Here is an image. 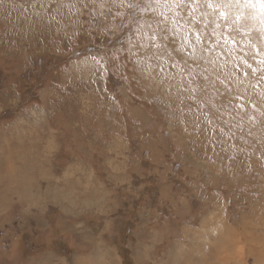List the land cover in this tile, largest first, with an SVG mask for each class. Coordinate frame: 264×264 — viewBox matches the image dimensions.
I'll use <instances>...</instances> for the list:
<instances>
[{
	"label": "rangeland",
	"instance_id": "374dc122",
	"mask_svg": "<svg viewBox=\"0 0 264 264\" xmlns=\"http://www.w3.org/2000/svg\"><path fill=\"white\" fill-rule=\"evenodd\" d=\"M26 133L0 264H211L226 229L264 264V0H0V148Z\"/></svg>",
	"mask_w": 264,
	"mask_h": 264
},
{
	"label": "bare ground",
	"instance_id": "6f19581e",
	"mask_svg": "<svg viewBox=\"0 0 264 264\" xmlns=\"http://www.w3.org/2000/svg\"><path fill=\"white\" fill-rule=\"evenodd\" d=\"M41 121V120H40ZM45 122V121H44ZM18 127V126H17ZM24 127V126H23ZM25 129V128H24ZM34 131V130H33ZM23 133V132H22ZM40 133V132H39ZM10 134V133H9ZM25 135H27V136H29V138L28 137H26L25 136V138H23V139H19V138H17V140H15L13 143H8L7 142V140L5 141V146H4V149L3 148H0V175H2V174H5V175H8V176H12V178L11 179H13V178H16L15 180H17V179H21L22 180V182H19L20 183V185L22 186V187H20L19 188V186H18V189H24V188H26V189H33V184H31V182H29V184H26V183H24L23 182V179H24V177L25 178H28L29 179V181H31V177L35 174V176L38 174L37 173V171H35V169L37 170L38 169V171H42L43 172V174L45 173V171H44V167H42V166H40V167H42L41 169H40V167H38L37 168V165L39 166V160H40V158H42L43 157V155H42V157H40L39 158V160L38 161H35V160H33V159H30L31 157H34V156H31L30 154H29V151H33L34 150V147L33 148H31V146H33V145H31V144H25V142H26V140H29V139H31L30 138V135L28 134V133H26ZM7 137V136H6ZM13 138H14V136H13ZM34 141H35V139H33ZM30 142H32V140H30ZM36 142V141H35ZM19 145V146H18ZM24 146H25V149H24ZM40 149H42V150H44V151H48L49 150V148L48 147H43V148H40ZM25 150H28V152H24ZM41 151V150H40ZM24 152V153H23ZM31 153V152H30ZM33 154V153H32ZM28 159V160H30L29 162H27V165H26V162H25V160L24 161H22L25 157ZM44 157H46V155H44ZM25 158V159H26ZM38 159V158H37ZM36 159V160H37ZM20 161H22V162H20ZM20 162V164H18L17 165V163H19ZM34 162V163H33ZM2 163H3V166H2ZM29 163V164H28ZM23 164L25 165V166H23ZM6 166V170H4V167ZM18 166V167H17ZM34 167V168H33ZM45 169H46V167H45ZM9 179V178H8ZM34 179V178H33ZM5 181H7V180H5ZM12 181H14V180H10L9 182L11 183ZM4 183H6V182H4ZM4 185V184H3ZM9 186V185H8ZM11 186V185H10ZM7 187V186H6ZM6 191L7 192H5V200H4V196H2V202H4L5 204H7V205H9L8 204V202H9V198L8 197H10L9 196V192H10V188H7L6 189ZM28 191V190H27ZM38 191V190H37ZM0 194L1 195H4V193H2V191L0 190ZM31 192V191H30ZM28 193V192H27ZM25 195V194H24ZM27 195V194H26ZM28 196H29V193H28ZM1 199V198H0ZM8 201V202H7ZM4 206V205H3ZM203 224V223H202ZM206 224V223H205ZM200 233H201V231H200ZM201 237H203L202 235H204V233L202 232L201 234ZM221 235H222V233H221ZM229 235V233H228V230L226 229V232H224V236H223V239H222V241H221V243L220 244H213V246L212 247H209L210 246V244H209V246H207V251H206V253H207V258H212V263L211 264H226V259H227V254H226V251H227V248H228V243H227V236ZM193 242H195V241H193ZM213 243V242H212ZM196 244V243H195ZM198 244V243H197ZM199 247V246H198ZM203 248V247H202ZM202 248H200L199 247V249L200 250H202ZM193 250V249H192ZM196 250V249H195ZM192 252V251H191ZM259 253V252H258ZM261 253V252H260ZM221 256L223 257V258H221ZM261 256V255H260ZM260 258V257H259ZM211 260V259H210ZM264 259H262L261 258V262L263 261ZM258 261H259V259H258ZM216 262V263H215ZM190 263V262H189ZM198 264H205V263H207L206 262V260H205V258L204 257H201V258H199L198 259V262H197ZM210 263V262H209Z\"/></svg>",
	"mask_w": 264,
	"mask_h": 264
},
{
	"label": "crops",
	"instance_id": "0c3cea01",
	"mask_svg": "<svg viewBox=\"0 0 264 264\" xmlns=\"http://www.w3.org/2000/svg\"><path fill=\"white\" fill-rule=\"evenodd\" d=\"M24 165V164H23ZM66 169L64 170L63 173H61L60 175H56L57 176V181L61 180L62 178L66 177L65 180H67L68 178L74 180L76 183H79L81 190L82 191H86V193H84L86 195L85 199H88V201L90 200V198L92 196H94V194L96 192H102L104 191V189H102V187L104 188V184H101L100 182H98V179L96 178V175L94 174V171L91 170V172H88V166L85 164L80 165V167H77L76 165H65ZM64 166V167H65ZM116 173H114V176H111V178H113V181L116 182ZM76 176V177H74ZM95 177V178H94ZM105 177V176H104ZM103 176H101V179L104 178ZM34 178V179H33ZM33 178L31 179V184H33V189H28V191L26 190V193L28 192L29 195L32 196H38L41 197V192L42 190L40 189L37 193V188L35 186V180H36V176H33ZM52 178V177H51ZM48 182H54V179H51ZM20 179V178H19ZM41 180V178H40ZM20 181V180H19ZM22 181V180H21ZM100 181V180H99ZM23 182L26 184H29V179L25 178L23 179ZM88 182V183H87ZM87 183V184H86ZM70 186L71 184L68 182L67 186ZM75 186V185H73ZM3 188V187H1ZM102 190H99V189ZM47 190V189H45ZM89 190H92V193H89ZM31 191V192H30ZM69 192V191H68ZM81 192V191H80ZM27 193V194H28ZM94 193V194H93ZM68 194V193H67ZM1 195V194H0ZM82 195V194H81ZM84 195V196H85ZM42 197H44V195L42 194ZM67 211V210H66ZM156 238H153L152 240H155ZM149 251V250H148ZM147 251V252H148ZM149 253V252H148ZM166 256V255H165Z\"/></svg>",
	"mask_w": 264,
	"mask_h": 264
}]
</instances>
